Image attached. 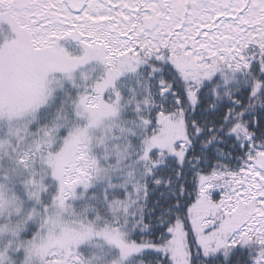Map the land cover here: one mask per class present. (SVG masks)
<instances>
[{
    "label": "snow or ice",
    "instance_id": "1",
    "mask_svg": "<svg viewBox=\"0 0 264 264\" xmlns=\"http://www.w3.org/2000/svg\"><path fill=\"white\" fill-rule=\"evenodd\" d=\"M0 264H264V0H0Z\"/></svg>",
    "mask_w": 264,
    "mask_h": 264
}]
</instances>
